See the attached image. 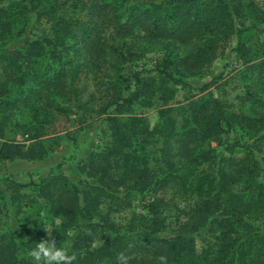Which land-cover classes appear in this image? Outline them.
<instances>
[{
    "label": "trees",
    "instance_id": "obj_1",
    "mask_svg": "<svg viewBox=\"0 0 264 264\" xmlns=\"http://www.w3.org/2000/svg\"><path fill=\"white\" fill-rule=\"evenodd\" d=\"M263 22L255 0H0V106H31L36 130L42 106L64 115L90 106L107 125V142L78 164L77 183L48 177L39 188L60 218L52 233L58 245L77 233L75 264H116L119 253L129 264H159L161 255L168 264H264V168L257 157L264 152V57L245 61L247 106L238 112L210 91L183 107L167 105L174 94L168 82L184 86L183 78L215 60L233 34ZM39 26V34L31 32ZM247 49L241 41L234 47L242 55ZM148 51L161 53L152 69L131 67ZM82 73L94 82L83 102ZM29 82L35 84L17 96ZM159 100L151 123L139 108ZM37 136L28 145L3 142L0 159L43 158L48 149ZM171 188L191 202L186 221L162 234L158 194ZM133 200L151 217L123 230L94 219L102 204L127 207ZM18 250L16 237L0 236V264H31Z\"/></svg>",
    "mask_w": 264,
    "mask_h": 264
},
{
    "label": "rangeland",
    "instance_id": "obj_2",
    "mask_svg": "<svg viewBox=\"0 0 264 264\" xmlns=\"http://www.w3.org/2000/svg\"><path fill=\"white\" fill-rule=\"evenodd\" d=\"M80 1L87 2L88 0ZM255 2L264 11V0H255ZM87 6L88 4L84 6L82 12L85 15L89 10ZM81 18L85 19L86 17L82 15ZM248 24L249 22H247ZM41 28L42 26H39L31 32L39 34ZM238 41L244 43L248 48L246 55H242L240 51H234ZM218 51L217 58L205 66L199 74L183 78L184 86L168 82L167 85L174 94L167 105L174 108L183 107L189 100L203 96L210 91L215 97L224 101L231 111L238 112L241 106L246 108L247 104L242 102L247 83L245 76L247 63L245 61L249 58L257 62L264 57V22L246 30L241 36L233 34L226 45ZM159 54H161L159 51H148L144 56H140L131 62V67L139 70L141 68L152 69ZM45 67L46 61L40 59L35 66V71L41 75L45 71ZM150 74L157 76L155 71ZM212 79L214 82L208 88L202 89ZM34 84L29 82L22 88L24 92H18L17 96L23 98L30 85ZM77 85L80 90L79 99L83 102L94 90L93 78L91 75L84 76L82 73ZM31 96L32 98L33 96L37 97L38 94L32 93ZM158 105H162L161 100L155 107L139 108V111L153 123ZM20 107L22 108L10 112V110L0 106V121L4 128L3 136L0 137V146L6 141L28 145L35 140L34 135L38 134L37 139L48 149V152L41 159L16 158L12 161L0 159V236L5 234L16 237V245L20 248L18 250L19 257H26L27 260H30L27 252L34 246V242L47 238V233L36 226L37 221L34 218H41L47 223H54L49 211V203L42 198L39 191L40 186L48 177H63L70 182L77 183L81 177L77 170L78 164L87 159L100 145L107 142V125L103 120V115H97L94 109H90V106L81 107L69 115L50 112L42 106L37 110V113L40 122H43V127L36 130L31 124L30 110L32 107L25 105ZM88 109L90 110L88 111ZM242 155V152L238 151L235 157L239 158ZM257 157L262 158L261 162L264 168V152L258 151ZM82 185L79 187L84 190L85 185ZM172 190L175 189H167L158 194L164 199V204L160 206V212L156 216L166 226L162 234L170 233L186 221V211L191 202L190 199L186 200V196L177 194ZM94 215L95 220H104L107 222V226L112 229L118 227L120 230L127 228L131 223L138 225L151 217L147 214L143 202L138 200H133L132 204L127 207L102 204L98 207V213ZM57 219L60 220V218ZM258 224L264 233V219H261ZM27 228L33 230L31 238L24 236V230L26 231ZM76 235L75 231H71L64 241L68 242L69 251ZM28 240L29 242L24 248L22 242ZM97 244L99 243L96 242L94 246Z\"/></svg>",
    "mask_w": 264,
    "mask_h": 264
},
{
    "label": "clouds",
    "instance_id": "obj_3",
    "mask_svg": "<svg viewBox=\"0 0 264 264\" xmlns=\"http://www.w3.org/2000/svg\"><path fill=\"white\" fill-rule=\"evenodd\" d=\"M37 221V227L42 228L48 239H42L34 242L27 255L31 260V264H75L77 256L70 253L68 242L58 245L57 239L52 234L54 227H58L61 221L53 217L54 223H47L41 218H34ZM31 226V225H30ZM116 264H129V258L124 253H119L116 257ZM159 264H168V258L164 255L159 257Z\"/></svg>",
    "mask_w": 264,
    "mask_h": 264
}]
</instances>
